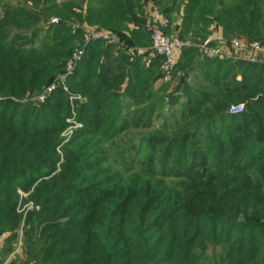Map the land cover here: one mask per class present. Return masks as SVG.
<instances>
[{"label": "trees", "instance_id": "obj_1", "mask_svg": "<svg viewBox=\"0 0 264 264\" xmlns=\"http://www.w3.org/2000/svg\"><path fill=\"white\" fill-rule=\"evenodd\" d=\"M239 1L229 5L225 0H164L159 12L170 22L168 5L185 4L182 26L177 36L172 35L181 40L193 33L192 39L204 42L210 36L208 27L216 23L226 30V40L242 32L264 43V0ZM59 6L64 18L72 11L81 25L111 31L120 41L86 44L83 29H76L78 35L70 38L66 24L55 33V43L62 48L59 61L73 57L75 43L84 49L66 84L87 99L77 106L80 112H90L89 124L95 128L89 135L119 131L114 128L126 107L123 94L118 93L121 81L129 83L124 96L131 104L167 94L169 86L162 85L159 91L153 87L162 76L163 57L138 50L151 45L144 23L131 31L126 28L135 8L142 10V0L66 1ZM163 29L171 35L170 24ZM42 55L15 49L12 43L5 48L0 42V97L4 93L22 97L50 85L51 80L42 83L47 70L36 64ZM199 56L198 47L185 46L174 75L177 92L185 87L192 92L190 116L196 124L206 122L199 133L203 146L196 140L198 127L180 137L150 135L147 157L138 170L145 181L134 184V191L126 185L133 177L124 180L111 173L114 185L108 187L111 184L103 178L102 186L108 188L86 200H79L76 193L73 198L65 196L63 184L45 182L32 193L40 208L29 211L23 222L18 212V178L30 173L32 162L52 159L56 140L52 138L51 145L46 139L37 143L36 135L49 133V128L15 124V115L0 117V238L11 233L4 243L5 253L13 249L23 226L27 240L38 241L34 264H264V63L208 56L200 60ZM64 66L60 73L65 72ZM193 75L195 83L189 87ZM241 103L246 106L242 114H228L231 105ZM52 105L69 111L68 94L61 87L41 106ZM142 108L141 112H152L147 104ZM3 109L0 106V112ZM12 112L14 108L11 117ZM23 135L34 140L19 141ZM86 167L84 175L99 168L95 162ZM169 177L177 182H165ZM118 185L122 188H115ZM45 215L53 218H42ZM68 215L67 223L48 226L49 221Z\"/></svg>", "mask_w": 264, "mask_h": 264}, {"label": "rangeland", "instance_id": "obj_2", "mask_svg": "<svg viewBox=\"0 0 264 264\" xmlns=\"http://www.w3.org/2000/svg\"><path fill=\"white\" fill-rule=\"evenodd\" d=\"M66 1L79 4L81 0H0V32L3 33V38L0 40L1 44L5 48L6 45L12 43L15 49H31L37 52H44V55L37 58L39 61L36 64L38 68L47 70L45 75H43L44 81L42 83L45 84L51 80V84H48L46 88H42V91L36 90L22 97L9 96L4 93L3 97H0V106L4 105V112H0L1 118H13L15 115V124L24 122L28 124L27 126L49 128L46 130L50 131L49 133L39 132L36 135L35 140L37 143L46 139L51 145L52 138L56 140L54 153H50V155L52 154V159H45L40 163L32 162L29 166L30 173L18 178L20 180L16 184L19 194L18 212L22 213L23 222L26 220L29 211L40 208V202L32 198V193L37 188L43 187L45 182L49 183V185L53 182L63 184L60 188L66 193L65 196L73 198L76 193V197L79 200L93 199V192L103 191L114 185L112 181H115V179L111 177V174H114V176L118 174L119 177L125 178L124 180L133 177L134 180H129L132 183L128 182L126 184L128 185L127 187H133L134 184H139V181L144 182L145 180L142 178L144 173L138 170L141 160L147 157L148 150L145 145H147L146 140L150 135L160 134L165 135L167 138L180 137L186 131L192 134L193 130L198 127L199 129L197 130L199 131L195 133V136H197L196 140L201 141L199 144L203 146V142L199 138L202 135L199 133L206 128V122L203 121L201 124H196V118L190 116L192 112H189V106L193 103L191 101L193 97L191 96V91H186L187 87L178 92L170 89L167 94L163 93L164 95L162 96L152 95L146 103H142L143 105H135L131 104L130 100L124 96L126 87L129 84L127 80L121 81L122 85L118 87V93L123 94L121 101L126 106L124 108L125 112L121 114L114 128V130L119 128V131L109 135H93L94 137L89 135L91 132L90 128H95L89 124L90 118H92L90 112H80L77 106V102L82 104L87 102V99L82 94L75 93V91L68 88L66 84L68 76L63 78L69 63L80 50L79 43L74 44L76 47L74 48L73 57H69L65 62L63 60L59 61L62 48L60 44L55 43L56 40L54 39L56 31L60 30L59 26L64 24L69 26V31L67 32L70 38L78 35L76 29L78 30L79 28L83 29L82 34L86 37L87 30L85 25L83 26L80 21L75 20L72 11L68 12L67 17L64 18V11H62L59 4ZM74 11L79 13L80 9L74 6ZM82 26L83 28H81ZM67 32L62 33L63 37ZM116 52L113 53L114 56H116ZM63 63H65V66L63 65L65 72L60 73L59 70L63 67L60 64ZM175 67L170 81L163 82L161 78L159 79L162 85L170 87V84L175 81ZM118 69L123 70V67ZM74 71L75 69L70 75L74 74ZM189 83H191L189 87L194 85V75L191 76ZM53 85L52 91L61 87L67 92L70 104L69 111L66 106H63V108H57L53 105L41 106L46 102L52 91L44 100L41 98L42 95H44L48 87ZM143 88L145 87L143 86ZM146 104L150 106L152 112H141L142 107ZM12 108H14V112H12L11 117ZM140 114L142 116L139 120ZM192 123L193 125H190ZM21 140L34 139L23 135L19 141ZM94 162L99 167L97 171L93 174L91 172L89 175H84L83 172L87 170L86 166L90 167V164ZM36 177L38 178L33 181V178ZM103 178H107L111 185H107L108 187L102 186L103 181L100 180ZM24 180H27V182H24ZM164 180L167 183L177 182L174 177L165 178ZM82 181H84L83 184L80 183ZM117 187L122 188L120 185L115 188ZM134 190L135 187H133L132 191ZM65 205L66 202L62 206L64 207ZM77 206L84 208V210L86 209L81 204ZM45 216L42 218H49V220L53 218L52 216ZM69 218L70 216L68 215L63 219L49 221L48 226H54L53 222H59L61 225L65 224ZM53 231L52 229L50 230V232ZM4 235L6 234H3L2 237Z\"/></svg>", "mask_w": 264, "mask_h": 264}, {"label": "crops", "instance_id": "obj_3", "mask_svg": "<svg viewBox=\"0 0 264 264\" xmlns=\"http://www.w3.org/2000/svg\"><path fill=\"white\" fill-rule=\"evenodd\" d=\"M226 3L234 4L240 2L239 0H225ZM144 3V6L142 7V10L138 7L135 8V12L133 13V19L132 21H129L126 23V28H128L130 31L139 28V23H144L145 29L148 33L149 32V20H153L157 18L158 16L163 17L167 25L170 24V29H171V35H176L179 33V30L182 26L183 23V18L185 14V4L182 2H172L171 4L168 5V9L171 10L170 14V22L169 20L164 17L160 12L159 9L165 5L164 0H142V4ZM97 26H89L85 24L86 30H91L95 29ZM263 29V28H262ZM208 30L210 32L209 38H214V39H225V34L226 30L224 29L223 25H216V23H213L208 27ZM236 38H239L243 40L244 42L251 41L249 37L242 33V32H236L234 35ZM195 38L193 33L189 34V37L185 40H182L185 44V46H195L199 48V54H200V60L202 59L203 56L200 51V45L203 44L204 42L200 41V39L197 37L196 40L192 39ZM260 42L262 45L264 43L260 40H256ZM138 50L141 54L148 52V53H153L151 50V45H146V46H140L138 47ZM151 56H154L151 54ZM211 58V57H210ZM229 59H234V60H245V61H250V62H261L264 63V54H251V52L245 50L238 52L237 58H229ZM179 63V62H178ZM177 63V64H178ZM176 64V65H177ZM176 68V67H175ZM161 69V68H160ZM176 70V69H175ZM191 80V78H189ZM178 84V79L175 78V81H173L170 84V87L168 89V92L171 90H177ZM162 84L158 80L154 84V90L159 91L161 88ZM3 237L0 238V264H34L35 259L33 257V254L36 253L37 246H38V241L37 238H34L33 240H27L25 237L24 233V227L18 230L17 232V239L12 243L13 249L10 252L5 253V240L11 235L10 232L5 233ZM24 238L26 239L24 241ZM29 246V248H28ZM27 247V248H26ZM26 249V250H25Z\"/></svg>", "mask_w": 264, "mask_h": 264}, {"label": "built area", "instance_id": "obj_4", "mask_svg": "<svg viewBox=\"0 0 264 264\" xmlns=\"http://www.w3.org/2000/svg\"><path fill=\"white\" fill-rule=\"evenodd\" d=\"M57 22V20H55ZM167 26V22L163 17L158 16L149 23V32L151 37V50L155 54H159L163 57V63L161 65L162 77L161 81L167 82L171 80V75L174 67L179 62L183 55L185 47L184 42L172 35H168L164 31V27ZM104 40L111 44H120L119 39L114 36L111 31L104 29H91L88 30L85 37V43L88 44L91 41ZM214 42H216L214 44ZM249 51L251 54H264V45L256 40L244 42L239 38H232L231 40L208 38L203 44L200 45V51L202 55L211 58H237L238 52ZM84 54V49H80L73 57L68 65L65 77L69 76L76 68L78 61ZM54 85L47 88L42 100L46 99L48 94L53 90ZM246 109L245 104H233L228 110L229 115L242 114Z\"/></svg>", "mask_w": 264, "mask_h": 264}]
</instances>
